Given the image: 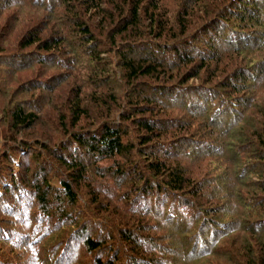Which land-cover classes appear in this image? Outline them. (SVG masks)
Instances as JSON below:
<instances>
[{"label": "trees", "instance_id": "1", "mask_svg": "<svg viewBox=\"0 0 264 264\" xmlns=\"http://www.w3.org/2000/svg\"><path fill=\"white\" fill-rule=\"evenodd\" d=\"M0 264H264V0H0Z\"/></svg>", "mask_w": 264, "mask_h": 264}, {"label": "rangeland", "instance_id": "2", "mask_svg": "<svg viewBox=\"0 0 264 264\" xmlns=\"http://www.w3.org/2000/svg\"><path fill=\"white\" fill-rule=\"evenodd\" d=\"M27 15H28V16H27ZM29 17H32V14H30V13H29V14L26 13V18H29ZM17 239H18V238H17ZM50 240H51V238H50ZM80 249H81V250H80ZM79 250H80V251H79ZM82 250H83L82 248H79V249L77 248L76 252L79 251V253H80V252H82ZM81 257H82V260H83L84 262H85V260H87V262L90 261V260H88V258L90 257V255H88V254H85V253H84V254H82ZM80 259H81V258H80Z\"/></svg>", "mask_w": 264, "mask_h": 264}]
</instances>
